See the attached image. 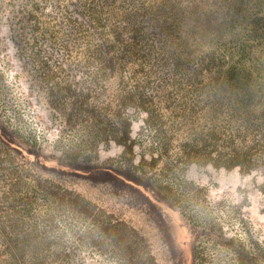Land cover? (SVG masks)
<instances>
[{
    "label": "trees",
    "instance_id": "16d2710c",
    "mask_svg": "<svg viewBox=\"0 0 264 264\" xmlns=\"http://www.w3.org/2000/svg\"><path fill=\"white\" fill-rule=\"evenodd\" d=\"M24 5L22 39L69 144L46 174L40 154L13 167L18 151H0V264H83L86 251L157 264L138 230L61 178L96 173L192 233L189 264H264L263 247L225 237L186 177L190 167L264 176V0ZM112 144L121 151L100 161Z\"/></svg>",
    "mask_w": 264,
    "mask_h": 264
},
{
    "label": "rangeland",
    "instance_id": "374dc122",
    "mask_svg": "<svg viewBox=\"0 0 264 264\" xmlns=\"http://www.w3.org/2000/svg\"><path fill=\"white\" fill-rule=\"evenodd\" d=\"M24 6V0H0V151H18L22 157L15 156L13 167H18L19 159L34 161L29 152L38 153L46 174L51 171L47 168L55 163L50 156H58L69 142L50 116L48 86L40 81L43 71L39 63L31 61L29 48L22 39ZM44 12L48 13L49 7ZM55 59L48 60L49 64L53 66ZM142 117L138 116L133 123L135 138L144 132ZM32 142L36 148L30 149ZM120 151V147L112 144L100 147L97 156L102 161ZM62 176L66 187L75 189L114 216L122 217L138 230L146 238L157 264H189L187 242L192 233L185 228L179 234L167 215L151 207L133 190L123 187L116 178L106 173ZM186 177L203 187V203L221 223L225 237L264 248V176L260 172L247 175L237 170L190 167ZM222 257L215 255L212 262L216 264ZM83 264L115 263L106 255L86 251Z\"/></svg>",
    "mask_w": 264,
    "mask_h": 264
}]
</instances>
